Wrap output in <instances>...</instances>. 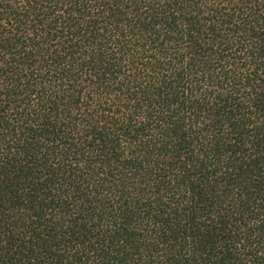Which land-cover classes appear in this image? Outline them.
<instances>
[{
    "label": "trees",
    "instance_id": "trees-1",
    "mask_svg": "<svg viewBox=\"0 0 264 264\" xmlns=\"http://www.w3.org/2000/svg\"><path fill=\"white\" fill-rule=\"evenodd\" d=\"M0 264H264V0H0Z\"/></svg>",
    "mask_w": 264,
    "mask_h": 264
}]
</instances>
